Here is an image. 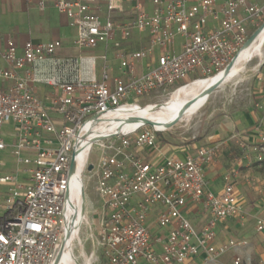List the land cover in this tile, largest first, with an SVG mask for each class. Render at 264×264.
<instances>
[{"label": "built area", "instance_id": "1", "mask_svg": "<svg viewBox=\"0 0 264 264\" xmlns=\"http://www.w3.org/2000/svg\"><path fill=\"white\" fill-rule=\"evenodd\" d=\"M27 1L41 13L53 6L65 15L79 49L113 44L114 52L111 60L107 53L59 58V40L19 46L0 34L8 64L0 68V130L13 126L17 166L13 174L0 173V185L8 186L0 193V264H53L70 213L72 157L83 140L96 138L102 117L141 105L137 99L151 93L169 95L193 75L197 80L224 71L250 28L264 23V0ZM135 31L148 32L147 47L124 44ZM39 85L50 89L47 101L38 95ZM160 132L145 125L87 147L84 169L93 147L101 150L97 166L89 165L103 206L95 236L99 254L93 251L89 264H104L101 258L107 264H223L229 252L247 245L234 238L217 242L221 224L246 218L235 173L224 177L222 191L210 187L206 167L218 148L199 146L161 162L132 151L155 150ZM6 138L0 134V156L9 146ZM254 150L261 161L264 135ZM199 204L207 215L202 227L186 214ZM256 229L264 231L263 219ZM239 262L237 256L233 264Z\"/></svg>", "mask_w": 264, "mask_h": 264}, {"label": "rangeland", "instance_id": "2", "mask_svg": "<svg viewBox=\"0 0 264 264\" xmlns=\"http://www.w3.org/2000/svg\"><path fill=\"white\" fill-rule=\"evenodd\" d=\"M257 29L258 28H250V33L252 34ZM0 34L11 37L15 41L17 40V42L18 40H22V42L26 40H32L34 42L59 40L62 42V46L57 52L65 50L66 46H64V43L67 44V42L73 40V46L70 48L69 53L65 50V53H61L63 55L71 54L73 56H84L91 54L97 57L107 53L109 60H111L114 52L113 44H110L107 49L103 44H100L96 48L79 49L75 43L77 35L76 29L70 25L69 20L64 15H61L54 8L41 13L36 7L30 5L27 0H0ZM148 42L149 35L147 31H135L129 40L124 41V44L132 46L133 48H145L147 47ZM3 49V42H0V68L8 67L2 54ZM262 56H255L246 64L244 70L238 76L226 81L214 89L205 104L194 115L176 118L172 124L165 128L154 126L157 130L162 131L157 133V149L162 150V147L166 144L171 147L174 146L175 148L188 147L189 141L200 137L203 133L212 131L215 129L220 119L232 115V113L235 112L234 110L236 106H246V102L250 100V91L248 89L249 84L256 78L260 70H264V47ZM101 66H104V63H102ZM197 76L199 75L191 76L192 79L184 82L182 86L190 84L193 82V78ZM43 87L45 88L38 89L37 86L38 95L39 92L46 95L49 91L47 86L43 85ZM173 94L174 92L169 95L163 93H151L139 97L137 100L142 106H145L147 104H156L167 101ZM146 126L147 128H152L153 125ZM12 132L13 126L11 124H6L0 130V134L7 136L6 140L9 144L7 149L4 150L0 156V161L4 164L0 167V173L2 174H13L17 168L15 158L12 155V140L10 139ZM171 147L169 148L170 151L168 152V155H175ZM132 151L143 158L147 157L152 152L148 149L136 150L135 148H133ZM100 155L101 150L99 146L95 145L89 156L88 164L82 173L87 206L85 212L86 218L81 226L79 234H77L76 239L73 241V253L81 264H87V259L93 251H96L97 254H99L95 236L97 232V224L103 215V206L101 198L96 191L97 176L90 168L92 164L95 167L97 166ZM260 175L259 172L257 173V177L252 179L253 188L256 185H260ZM23 177H25V175L21 174V178ZM260 186L264 189V185ZM7 189V185H0V193ZM252 192L253 193L249 195L250 201L246 206H248L250 211L256 208L260 209V207L264 210V194L259 191L256 192L254 189ZM195 218H199V216H196ZM248 218L249 216L246 215V218L243 221H239L242 225L240 229L236 228L238 226L234 223V232L231 234V237L238 240L246 239L249 244L239 247L235 249V251L229 252L223 259L227 260L229 255H237L240 257L239 264H252V262L256 264H264V261L262 262L260 260V256L254 253L252 249L253 247L250 245V242L264 244V232L260 234L255 228L256 221L251 217L249 220ZM247 233H249V237ZM100 262L107 264L105 258L104 260L101 258ZM94 264L98 263L94 262Z\"/></svg>", "mask_w": 264, "mask_h": 264}, {"label": "crops", "instance_id": "3", "mask_svg": "<svg viewBox=\"0 0 264 264\" xmlns=\"http://www.w3.org/2000/svg\"><path fill=\"white\" fill-rule=\"evenodd\" d=\"M218 1L222 2L225 0H218ZM51 8L54 7L50 6L47 8V10ZM26 41L22 42V40H18L17 42L16 40L15 42L19 46H22ZM72 44H73V40L67 42V44L64 43V46H66L65 50L67 51V53H69L70 48L73 46ZM65 50H62L61 52H57V57L67 58V57L82 56V55L73 56L71 54L70 55L61 54L63 52L65 53L66 52ZM89 56H93V55L91 54L84 55V57H89ZM100 68H98V72H97L98 77L100 76L101 73ZM258 73L259 74L256 76V78L253 79L249 84L248 89L250 91V100L246 102V106L244 105L238 107L236 106L234 110L235 112H233L232 115L220 119L215 129L207 133H203L200 137H197L199 138V140L197 141L195 140L192 142L189 141L188 147L175 148L174 146L171 147L166 144L164 147H162V150H158L156 148L150 153V155L144 158L149 161L161 162L165 157L169 156L168 152L170 151L169 149L170 147L174 152V154H177L179 156H184L186 152L191 150L193 151L195 147L216 146L218 148L216 152V156L214 160L206 167V175L210 182L211 189L216 193L222 191L224 187V177L228 173L231 172L235 173L234 182L236 185L237 192L242 198V201L245 205L246 215H248L249 218L250 217L253 218L255 221H257V219L260 218L264 220L263 208L260 207V209L256 208L250 211V209H248V206L246 205L250 201L249 195L253 193L252 192L253 189L256 192L259 191L260 193L264 194V189L261 188L260 186V185H264V169L261 168V166L256 165V152L254 150L258 145H260V136L264 135V84L260 80V77L264 78V70L263 71L260 70ZM43 88H45L43 87V85L38 86V89H43ZM49 91L47 92L46 95H43L39 92V96L43 100L47 101ZM242 144H245L247 151H249L248 154L244 152L241 146ZM259 172L261 174L259 181L260 185H256L253 188L252 179L256 178L257 173ZM186 214L188 218L197 227H202L207 221V215L204 213L201 204L188 206V208L186 209ZM196 216H199V218H195ZM239 221L240 220L238 219H232L224 224H221L218 228L217 242H223L228 238H234L231 237V234H233L234 232V228H233L234 223H236L238 226L236 228L240 229L242 226L239 223ZM263 232L264 231L259 233L262 234ZM247 234L249 237V233ZM239 241H247V240L244 239ZM247 244H249V242ZM250 245L253 247L252 249L254 253L259 255L260 260L263 262L264 244L258 242L255 243L250 242ZM239 247H243V245ZM236 257L237 255L235 256L229 255L227 260L222 259L223 264H233Z\"/></svg>", "mask_w": 264, "mask_h": 264}, {"label": "bare ground", "instance_id": "4", "mask_svg": "<svg viewBox=\"0 0 264 264\" xmlns=\"http://www.w3.org/2000/svg\"><path fill=\"white\" fill-rule=\"evenodd\" d=\"M252 35L250 41L244 45L226 70L209 78L194 80L190 84L178 88L167 101L145 106L128 105L115 110L107 117H102L96 138L83 140L85 145L73 159L68 191L70 204L66 207V210L70 209V213L67 214V229L58 257L53 264H81L73 253V241L79 234L86 218L87 206L82 173L88 156L87 147L89 144L92 141L116 134H126L148 124L153 125L152 127L165 128L172 124L176 118L188 117L197 113L214 89L238 76L255 56L263 55L264 23ZM89 136H91L90 133Z\"/></svg>", "mask_w": 264, "mask_h": 264}, {"label": "water", "instance_id": "5", "mask_svg": "<svg viewBox=\"0 0 264 264\" xmlns=\"http://www.w3.org/2000/svg\"><path fill=\"white\" fill-rule=\"evenodd\" d=\"M255 31H256V30H255ZM255 31H254V32H255ZM254 32H253V33H254ZM253 33H252V34H253ZM252 34L249 36V38H248V40L246 41V43L250 41V39H251L252 36H253ZM246 43H245V44H246ZM234 59H235V58H234ZM234 59H233V60H234ZM233 60H232V61H233ZM232 61H231V62L229 63V65L225 68V70L230 66V64L232 63ZM148 125H149V124H148ZM74 157H75V154H74L73 157H72L71 167H72V163H73V159H74ZM90 169H92V166H91ZM70 171H71V168H70ZM70 174H71V173H70ZM67 197L69 198V195H67ZM57 257H58V256H57ZM77 264H78V263H77Z\"/></svg>", "mask_w": 264, "mask_h": 264}, {"label": "trees", "instance_id": "6", "mask_svg": "<svg viewBox=\"0 0 264 264\" xmlns=\"http://www.w3.org/2000/svg\"><path fill=\"white\" fill-rule=\"evenodd\" d=\"M197 141V140H199V138H195V139H193L192 141ZM191 141V142H192ZM256 165H259V166H261V168H263L264 169V158L261 160V161H256ZM252 264H256V263H253L252 262Z\"/></svg>", "mask_w": 264, "mask_h": 264}]
</instances>
